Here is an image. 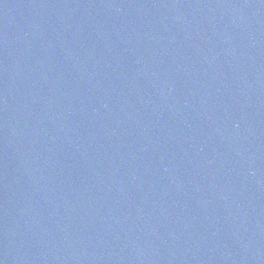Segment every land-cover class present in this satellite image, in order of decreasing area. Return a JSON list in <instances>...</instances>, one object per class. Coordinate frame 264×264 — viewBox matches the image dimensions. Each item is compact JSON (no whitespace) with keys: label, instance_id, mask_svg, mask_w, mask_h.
<instances>
[{"label":"water","instance_id":"water-1","mask_svg":"<svg viewBox=\"0 0 264 264\" xmlns=\"http://www.w3.org/2000/svg\"><path fill=\"white\" fill-rule=\"evenodd\" d=\"M2 264H264V0H0Z\"/></svg>","mask_w":264,"mask_h":264},{"label":"snow or ice","instance_id":"snow-or-ice-1","mask_svg":"<svg viewBox=\"0 0 264 264\" xmlns=\"http://www.w3.org/2000/svg\"><path fill=\"white\" fill-rule=\"evenodd\" d=\"M0 264H2V262H0Z\"/></svg>","mask_w":264,"mask_h":264}]
</instances>
